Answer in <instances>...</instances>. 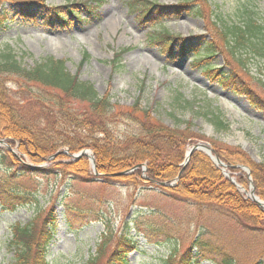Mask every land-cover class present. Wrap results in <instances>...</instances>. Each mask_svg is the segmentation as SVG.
I'll return each mask as SVG.
<instances>
[{
    "label": "rangeland",
    "instance_id": "rangeland-1",
    "mask_svg": "<svg viewBox=\"0 0 264 264\" xmlns=\"http://www.w3.org/2000/svg\"><path fill=\"white\" fill-rule=\"evenodd\" d=\"M22 1L25 0H0V15H7L6 28L0 31V60L10 52L27 70L46 59L62 61L70 74L93 85L98 95L110 97L111 103L123 108L136 105V109L147 111L154 123L188 129L187 137L191 138L184 146L178 174L194 153H200L244 201L255 204L251 200L252 189L253 195L264 202L257 192V188L263 192L264 185H256L255 171L247 164V160L255 165L264 164V104L262 108L250 103L247 97L235 93L231 85H222L217 76L205 72L209 63L225 72L224 55L196 62L192 54L179 56L177 47L165 50L164 42L153 43L149 38L153 32L164 31L185 42L202 36L206 42L221 46L225 41L221 31L241 22L244 9L254 11V18L264 23V0H148L169 13L189 4L176 18L166 16L160 22L139 20L137 13L129 12L126 0H31L35 4L28 7L34 11H21V4L17 3ZM68 1L79 4L73 9L75 16L65 14L61 25L48 24L45 17L66 13ZM80 4L89 6L94 13ZM118 52L121 55L114 60ZM234 52L235 59L242 56L244 60V69L237 65L234 72L248 82L264 103V71L259 69L262 60L241 49ZM8 90L15 100L22 98L14 94L17 89L12 85ZM33 105L30 100L31 117L38 115ZM210 113L218 116L227 129L217 128L215 121H210ZM118 128L119 134L133 130L128 120ZM197 144L205 145L210 157L225 167L217 166L205 151H195L184 164L185 154ZM4 150L14 155L21 166L10 169L7 159L3 162L1 158ZM83 150L93 155L90 149ZM79 152L63 148L48 157L31 159L5 140L0 145V187L11 189L20 199L12 200V210L4 208L5 194L0 193V264H10L13 259L8 248L11 227L33 220V228L40 229L51 209L55 218L51 235L48 240L47 235L38 238L40 244L47 241L49 264L85 263L103 236L109 238L107 245L111 246L99 264L109 260L111 248L122 236L135 245L127 256L128 264H165L172 254V264H176L179 257H188L189 250L193 258L200 252L207 257L197 258L198 264H212L210 259L215 255L206 246L225 245H242L236 256L238 264H252V259L264 249V238L251 230L252 223L234 217L224 207L199 206L168 191L169 187L155 184L140 183L135 189L118 179L125 175L97 172L90 159L79 157ZM141 164L144 170H136L146 179V163ZM36 168L42 171H31ZM259 173L264 176V172ZM173 182L170 187L177 184ZM258 209L264 222V209ZM196 243L201 246L196 247Z\"/></svg>",
    "mask_w": 264,
    "mask_h": 264
},
{
    "label": "trees",
    "instance_id": "trees-1",
    "mask_svg": "<svg viewBox=\"0 0 264 264\" xmlns=\"http://www.w3.org/2000/svg\"><path fill=\"white\" fill-rule=\"evenodd\" d=\"M34 2L25 0L17 4H21L19 7L21 11H34L28 7L30 4H35ZM67 4L66 7L64 6L66 13L60 11L61 15L58 13L47 15L46 22L50 25H61L65 21V14L75 16L73 9L79 4L74 1H68ZM125 4L130 13H137L139 20L152 22H160L166 16L176 18L178 13L189 8V4L184 3L185 6H181L183 8H176L169 13L148 0H126ZM80 6L94 13L89 6L84 4ZM243 12L241 22L228 25L224 27V31H221L225 38V41L222 40L224 45L221 46L206 42L202 36L189 38L191 40L188 39L185 42L178 37H171L164 31L153 32L149 38L153 43L164 42L165 50L166 48L174 50L177 47L179 56L192 54L196 62L203 59L206 61L216 55H224L226 57L224 65H227L225 72H220V69L214 68L215 66L211 63L205 67V72L217 76L222 85H231L235 93L247 97L250 103L263 108L264 103L258 100V95L249 87L248 82L246 83L245 79L238 77L234 72L235 68L238 69L237 65L244 69L242 56L235 59L237 53L234 51L237 49L259 57L264 66V23L254 18V11L244 9ZM198 15L197 10L194 16ZM6 17L7 15L2 12L0 31L6 28ZM217 34L220 36L219 33ZM225 53L230 55V59ZM120 55L119 52L115 54L114 60H117ZM262 65H259V69L263 68L264 71ZM10 85L17 89L14 94L22 96L20 100L12 97L8 90ZM30 100L34 101L33 109L38 111L37 116L29 115ZM135 106L123 108L111 103L110 97L98 95L93 85L82 82L77 76L70 74L62 61L46 59L27 70L10 52L4 54L0 60V140H5L9 145L17 147L21 154L31 159L48 157L63 148L72 153L90 149L97 172L101 174L119 173L146 163V179L142 178L140 170L118 179L127 181L135 189L140 183H147L149 186H154L153 182L169 184L175 180L181 169L178 165L183 161L184 146L191 138L187 137L189 130L168 128L160 122L154 123L149 119L147 111L138 110ZM209 118H211L210 121H215L214 125L221 131L227 129L218 116L210 113ZM125 120L132 123L133 130L119 134L118 126ZM215 153L219 156L217 151ZM1 158L3 162L7 159L10 169L21 166V162L7 150L3 151ZM223 161L232 162L227 159ZM247 164L255 171L253 177L256 185L263 187L264 176L259 171L264 172V164L255 165L248 160ZM31 171L42 170L36 168ZM167 190L192 200L199 206H222L234 217L251 222V230L264 238V222L260 219L263 214L258 207L244 201L220 176L206 156L200 153L192 155L178 183ZM257 192L264 199V191L261 192L257 188ZM0 193L5 194L4 208L12 210V200L17 202L20 200L11 189L0 187ZM54 220L53 209H51L40 229L33 228V220L24 226L20 224L12 226V237L8 245L13 253L10 264H49L46 259L47 241L40 244L38 238L41 239L47 235L46 240L49 239ZM108 239L103 236L101 243L96 245L94 254L83 264H99L98 261L105 257L107 249L111 246L107 245ZM200 244L196 243L195 246L199 248ZM206 247L209 253L212 252L215 255L209 258L212 264H238L236 256L242 245ZM134 249L135 245L130 238L120 237L111 248L109 260L105 264H128L127 256ZM263 252L264 249L259 251V255L252 259V264H264ZM189 253L190 250L187 252V258L179 257L176 264H198L197 258L207 259L201 256V252L198 256L194 255V258L189 256ZM173 257V254L170 255L165 264H172Z\"/></svg>",
    "mask_w": 264,
    "mask_h": 264
},
{
    "label": "water",
    "instance_id": "water-1",
    "mask_svg": "<svg viewBox=\"0 0 264 264\" xmlns=\"http://www.w3.org/2000/svg\"><path fill=\"white\" fill-rule=\"evenodd\" d=\"M1 144H4V140H0V145H1ZM7 149L10 151V147L7 146ZM195 151H205L206 154L210 157V151L208 150V148H207L205 145H203V144H197V145L192 146V147L187 151V153L185 154L184 164H186V163L189 161L191 155H192ZM62 153H64V152H62ZM56 154H57V153H56ZM56 154H55V155H56ZM78 156H79V157H80V156H86V157H88V158L90 159V161H91L92 168L95 170V162H94L93 155H88V154H87V150L80 151V152L78 153ZM210 158L214 161V163H215L217 166H219V167H221V168H224V167H225V166H224L219 160H217L216 158H212V157H210ZM138 168H141V170H144V164L137 165V166L133 167L131 170H127V171H124V172L118 173V174H116V176H123V175L129 174L130 172H132V171H134V170H136V169H138ZM224 173H225V171H224ZM179 175H180V173L178 174V176H179ZM177 180H178L177 178L174 180V182H173L174 185L177 183ZM153 184H155V185H157V186H161V187H170V186H172V184L169 185V184H166V183H155V182H153ZM250 194H251V200H252V202L255 203L259 208L264 209V202H263V201H260L259 199H257V198L253 195V191H252V189H251V193H250Z\"/></svg>",
    "mask_w": 264,
    "mask_h": 264
}]
</instances>
